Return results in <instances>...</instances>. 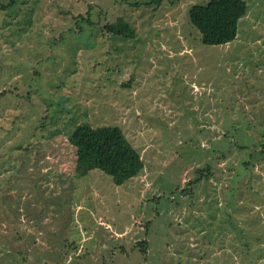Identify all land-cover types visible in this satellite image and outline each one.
I'll return each instance as SVG.
<instances>
[{
    "label": "rangeland",
    "instance_id": "374dc122",
    "mask_svg": "<svg viewBox=\"0 0 264 264\" xmlns=\"http://www.w3.org/2000/svg\"><path fill=\"white\" fill-rule=\"evenodd\" d=\"M210 1L0 0V264H264V0L221 46ZM81 125L143 171L79 172Z\"/></svg>",
    "mask_w": 264,
    "mask_h": 264
},
{
    "label": "trees",
    "instance_id": "16d2710c",
    "mask_svg": "<svg viewBox=\"0 0 264 264\" xmlns=\"http://www.w3.org/2000/svg\"><path fill=\"white\" fill-rule=\"evenodd\" d=\"M151 1L160 4L162 0ZM247 11L244 0H211L206 5H194L189 15L203 44L221 46L236 40L239 22ZM106 29L117 37L135 38L134 29L123 19ZM70 142L76 148L77 169L81 173L100 170L121 186L144 169L140 153L117 126H78L71 134Z\"/></svg>",
    "mask_w": 264,
    "mask_h": 264
}]
</instances>
